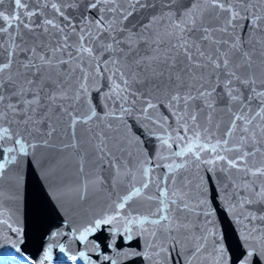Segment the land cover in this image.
Returning a JSON list of instances; mask_svg holds the SVG:
<instances>
[{"label": "water", "instance_id": "95a60500", "mask_svg": "<svg viewBox=\"0 0 264 264\" xmlns=\"http://www.w3.org/2000/svg\"><path fill=\"white\" fill-rule=\"evenodd\" d=\"M264 264V0H0V264Z\"/></svg>", "mask_w": 264, "mask_h": 264}, {"label": "rangeland", "instance_id": "374dc122", "mask_svg": "<svg viewBox=\"0 0 264 264\" xmlns=\"http://www.w3.org/2000/svg\"><path fill=\"white\" fill-rule=\"evenodd\" d=\"M10 256V257H9ZM8 256V262L6 261V264H25V262L21 259V258H18L17 256L15 255H10L9 254ZM11 257H14V258H11ZM25 260L29 263V264H32L30 261L33 262V259L29 256H25Z\"/></svg>", "mask_w": 264, "mask_h": 264}, {"label": "bare ground", "instance_id": "6f19581e", "mask_svg": "<svg viewBox=\"0 0 264 264\" xmlns=\"http://www.w3.org/2000/svg\"><path fill=\"white\" fill-rule=\"evenodd\" d=\"M10 255H13V254H10ZM10 257V256H9ZM11 258H14V257H11ZM8 262V261H7Z\"/></svg>", "mask_w": 264, "mask_h": 264}]
</instances>
